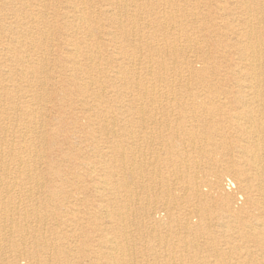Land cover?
Returning a JSON list of instances; mask_svg holds the SVG:
<instances>
[{"label":"bare ground","instance_id":"6f19581e","mask_svg":"<svg viewBox=\"0 0 264 264\" xmlns=\"http://www.w3.org/2000/svg\"><path fill=\"white\" fill-rule=\"evenodd\" d=\"M228 2L239 8L241 28L232 31L226 21L223 39L213 20L199 25L200 33L208 30L215 52L205 54L202 70L187 57L191 82L177 92L149 87V77L166 69L163 55L178 63L168 21L177 23L174 14L182 12V0H111L109 22L115 31H102V19H92L93 4L66 0L67 10L57 17L70 18L73 32L60 30L57 41L69 50L66 80L72 87L55 117L68 133L64 143L70 148L56 160L61 131H47L50 120L34 105L51 103L55 68L47 57L51 40L44 29L58 25L46 23L45 0H24L22 10L1 6L0 264H161L162 258L165 264H184L178 255L186 254L193 255L192 264H264V0ZM189 6L186 17L201 21ZM218 6L222 19L226 10ZM36 19L44 23L38 37L28 24ZM96 31L99 37L107 32L114 46L110 55L117 65L109 72L101 45L91 41ZM123 40L127 47H119ZM139 43L152 47L148 56L137 55ZM37 49L44 56L33 59ZM140 62L148 79L129 80ZM64 67L59 62L57 69ZM119 79L120 86H114ZM134 93L128 104L113 106L108 98ZM73 109L86 122L77 115L64 117V110ZM44 164L50 167L47 176L39 172ZM198 167L203 172L194 170ZM10 175L34 183L26 192L41 196L16 206L12 196L23 191L17 192L16 180H7ZM56 179L58 188L46 184ZM22 213L43 229L16 220ZM232 232L255 246L236 263L230 255L242 248L232 241Z\"/></svg>","mask_w":264,"mask_h":264},{"label":"rangeland","instance_id":"374dc122","mask_svg":"<svg viewBox=\"0 0 264 264\" xmlns=\"http://www.w3.org/2000/svg\"><path fill=\"white\" fill-rule=\"evenodd\" d=\"M23 1L24 0H0V9L2 8L1 6L8 5L9 7L13 8L15 10H17V9L22 10L21 4L23 3ZM163 1H165V0H163ZM65 2H66V0H45L46 14H48L47 15L48 21L46 23L49 24L50 22H52L54 25H58L54 30H52L51 28H48V27H46V29L48 31L46 29H44V32H48V36L50 37V40H51V42H49L50 44L48 43L49 45L47 44V46H45V48L49 50V54H47V57L51 61H53L50 64L52 67L55 68L54 69V87L48 88L49 91H51V103H47V102L40 103L39 102V103H36L34 105V108L36 109L37 112H43L44 115L46 116V118H49V120H50L49 122L45 121L46 126H47L46 127L47 131H48V129H50V130L53 129L56 132L61 131L59 133V135L57 136L58 143H59L58 150H60V151H58L55 154V160L57 159L58 156H60L62 150L66 151V150H69V148H70V145H68V143H66V144L64 143L68 133L66 131H65L66 133L63 132V130H66V129L63 128L62 123L60 121H57V119L55 117L56 115H58L60 113L59 103H60L61 99L64 97V93L66 92L67 89H70V87H72L66 80V77L67 78L69 77L68 74H69V69L71 66L70 62L67 63V59L69 56V54H68L69 50H68L66 43H63V41L59 42L60 36H58V32L60 30L63 32H66V30H67V32H73L72 24H69L70 18H65L63 16L60 19L57 17V15L60 14V12H64L67 10ZM86 3L87 4L91 3L94 5L95 13H92L90 15H91L92 19H93V16L95 17V15L97 16V18L99 17L100 19H102V21H100V23L105 28V30L102 29V31H110V30L115 31L116 30L115 28L112 27V25L109 22V18H110L109 10L112 9L111 8V4H112L111 0H86ZM187 4L192 6V10H193L194 14H196L199 17H203V19L201 21H198L196 18L191 17V16L186 17L190 13L189 8L187 7ZM193 4L194 5L196 4V5L194 6ZM181 5L184 6L182 12H180L179 14L178 13L174 14L177 17V21H176L177 23L171 24V21H168V26H170L172 28L171 34H169V37H171V42L172 41L175 42L174 44L177 46L176 48L179 50L178 60H177L178 63L173 62V60H170L171 57L169 58V57H167V55H163V58H161L160 60L165 63L166 69L163 70L162 72H158L153 77H149L150 82H151L149 87H152L153 85L156 84L159 86L157 89H163L164 86H165V88L168 87L167 89H169V87H173V89H171V90L179 92L178 90L183 89L184 86L188 83V81L191 82L190 81V75L187 72L186 65H185V62L188 61L187 60L188 58H192L195 60L194 64L198 70H202V68H204L205 64L204 65L202 64L203 57L205 56L206 53H209L213 56L214 52H215L214 51L215 48H214L213 43L209 44L207 42V40L210 38L209 34H208V30H207V32L204 31L203 33H200L199 32L200 30L197 29V27L199 25L209 22V26H210V22H211V20H213L212 22H215L217 24V26L220 28L219 36H221L223 39H226L227 38V36L225 35V33L227 31V29L225 28V25L227 23L226 21H230L232 23V26L230 27L232 29V31L235 29L241 28V25L243 24L241 22H238V19L241 18V17L238 18V15L240 16V13H238L240 11L239 8H237L236 6H233L232 3L228 2V0H182ZM218 5L224 7L226 10L225 11L226 17L225 16L223 17L221 14L222 19H219V10H218L219 6ZM191 6H189V7H191ZM24 9L26 10L25 7H24ZM184 9H186L187 12ZM31 12L36 14L37 10L33 9ZM170 12H171V10L169 11V13ZM185 12H186V14H185ZM1 14L2 13L0 12V21H3V19L1 18ZM158 15L160 16L159 13H158ZM234 16L236 17V19L234 18ZM154 17H157V15H154ZM56 18L58 20H56ZM6 21L8 24H11L14 20H13V18L8 17V18H6ZM28 24L32 27L31 29L34 32L35 37H38V36H36L37 33L41 32V31H38V29H42L44 27V23L41 22L40 20L36 19V22L28 23ZM67 25H68V27H67ZM186 31H188V32H186ZM228 33H230V32H228ZM99 35L100 34H98V31H96V35L91 38V41L93 42V44H100L101 45L102 54H103L102 56L105 59V61L103 62L104 66H106L105 72H109L111 70H114V67L117 65L115 63L114 58H112V56L110 55V54H112V49L114 46H113V44H111L109 42L110 37L108 36L107 32L102 33L100 37H99ZM186 35L189 36V40L187 39ZM63 36H66V34H64ZM234 36H235L234 34H232V36L230 34L229 38L232 37V41H233V40H235ZM80 37H83V35H80ZM122 37H125V36L122 35ZM57 39H59V41H57ZM134 39H136V38H134V37L128 38L129 41H133ZM128 44H129L128 41L123 40L119 43V47H127ZM139 45H141V50L137 55L138 56L139 55L148 56V50H149V48H152V47L146 46L144 43H139ZM33 55H34L33 59H35V57L41 58L44 56V54L39 53L38 49L33 53ZM195 56H198V58H196ZM230 59H231V57H230ZM157 60H159V59L156 56H154V60L152 62V65L154 67L157 66L156 65ZM239 60H238L237 56H232L233 63L239 62ZM59 62H64L65 67L63 70L57 69ZM144 67H146L144 62H140L139 65L134 67L133 68L134 76H132V74H131L129 76V80H131V78L132 79L137 78L138 80H140L142 82L144 80H147L148 77L141 75V73H140L141 69H143ZM168 71H169V75L166 74ZM178 74H179V76H178ZM106 84L108 86H110V91H111L112 90L111 81L106 82ZM120 84H121L120 79L117 80L116 82H114V86H116V87H119ZM227 85L230 87H233L232 82L227 83ZM220 87H223V84L221 81H220ZM57 89H59L58 94H57V91H58ZM121 90L124 93L125 92L128 93L130 91L128 88H125V89L122 88ZM29 93H32V92L29 91ZM110 96L111 97H108V98L112 101V105L117 106L118 104H120V105L128 104V102L134 101L135 98L137 97V94L134 93V96L126 95V96H119V97L112 96V94H111ZM58 99H59V102H58ZM116 101H119V102L116 103ZM8 113H10V115L12 117L15 116L14 118L17 117V115L13 111H8ZM62 113L64 114V117H66L67 120H71L72 115H74L75 117L79 116L80 118L83 119V115L77 114V111L75 109L72 110V113H70V112L68 113L65 110ZM82 121L86 122L85 119H83ZM52 122H53V124H51ZM131 126L133 127V125L130 124L128 129L132 130ZM50 130H49V132H51ZM13 132L14 131L12 129V133H9V134H13ZM31 139H32V137L29 138V141H31ZM127 148L130 151L131 145L129 144L127 146ZM17 150H19V149H17ZM71 150H73V149H71ZM76 153H77V151H76ZM200 163H202V161ZM63 168H64V172L69 171V167L67 164H64ZM39 170H40L39 171L40 173L45 174L47 176L48 171H50V167L45 165V164L40 165ZM194 170H197L198 174H199L200 172H203L204 169H201L200 167H198L196 169L194 168ZM225 178H227V177H225ZM7 180L10 182H14L16 180L17 182H14V183H15V188L17 189V192L21 191V190L23 191V193L21 192L22 194L20 193L19 195L12 196V200H13V202H15L14 204L16 206L22 204V207H24V206L28 205L29 203H33L32 198H38L41 196L40 194H37L35 192H34L35 194H33V195L26 192L27 190H30V188L32 186H34V183H32V182H29V181L24 182V181H21L19 179H15V175L8 176ZM41 184H43V183H41ZM46 184L48 186L52 185V187L58 188L60 185V182L58 181V179H56V181H54L53 183L46 180ZM66 190L69 191V188H67ZM16 198H17V200H16ZM247 215H248V213H246V216ZM25 218H27V217H25V214H23V213L21 215L15 217V219L18 221H21V220L25 221L24 220ZM30 220L33 221L32 219H30ZM50 221H51L50 224L54 223L52 220H50ZM25 222H27V221H25ZM6 224H7V226H15L16 225V224L11 225V222H8ZM27 224L30 225V227L38 226L40 229H43L42 224L40 222L34 221L32 224L27 222ZM232 237L234 239V240L232 239V241H235L236 245H239L242 248V250L241 251L239 250L240 252H238L237 254L232 253V255H230L231 262L236 263V262H239L241 260H244L243 258H240V257H241V254L246 251L247 247H254L255 248V246L253 245V243L251 244V242H249L246 245L244 243L245 241L236 232H232ZM0 240H1V237H0ZM201 240H205V239H201ZM220 241H221L220 244L222 246L221 248L222 249L225 248V246L223 245L225 243L224 240H220ZM244 247H246V248H244ZM223 250L229 251L228 249H223ZM200 255L203 256V255H205V253H200ZM6 256H8L7 253H6ZM178 256L181 257V260L183 259L182 261L184 262V264H192L191 261H194L193 255H192V257L188 256V254H186V256L185 255H178ZM162 259L163 260H162L161 264H165L164 258H162ZM150 260H152V259H150ZM29 263L30 262L24 261V264H29Z\"/></svg>","mask_w":264,"mask_h":264}]
</instances>
